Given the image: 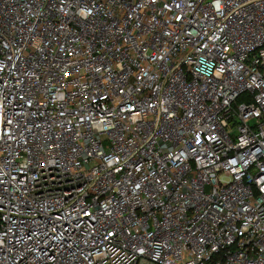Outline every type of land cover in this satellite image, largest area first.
Masks as SVG:
<instances>
[{"label": "built area", "instance_id": "1", "mask_svg": "<svg viewBox=\"0 0 264 264\" xmlns=\"http://www.w3.org/2000/svg\"><path fill=\"white\" fill-rule=\"evenodd\" d=\"M0 264H264V0H0Z\"/></svg>", "mask_w": 264, "mask_h": 264}]
</instances>
